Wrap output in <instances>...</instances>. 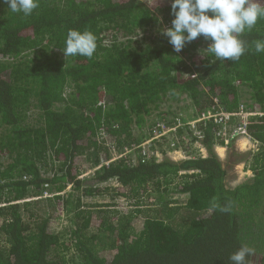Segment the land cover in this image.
I'll return each instance as SVG.
<instances>
[{"label": "trees", "instance_id": "obj_1", "mask_svg": "<svg viewBox=\"0 0 264 264\" xmlns=\"http://www.w3.org/2000/svg\"><path fill=\"white\" fill-rule=\"evenodd\" d=\"M170 5L39 0L25 17L0 0V264H232L230 255L242 246L253 250L247 264H264V53L254 48L264 40V18L240 34L246 51L238 60H217L203 36L174 51L161 31L171 27ZM69 29L95 34L91 58L64 56ZM182 98L197 111L216 100L226 113L263 114L245 129L256 150L237 152L230 140L224 165L213 149L212 120L200 122L199 136L189 126L177 133L187 131L206 157L158 161L135 149L144 142L136 132L146 128L151 137L176 121L163 107ZM107 140L131 152L105 164ZM95 153L96 162L103 153L99 168L79 179L84 159ZM231 156L252 174L235 187L227 185ZM113 180L125 188L116 194L136 208L157 207L99 211L98 225L95 211L73 206ZM170 194L185 196L183 205H173ZM43 195L73 213L68 238L52 231L48 217L30 212L40 199L28 200ZM181 210L187 221L175 225Z\"/></svg>", "mask_w": 264, "mask_h": 264}, {"label": "clouds", "instance_id": "obj_2", "mask_svg": "<svg viewBox=\"0 0 264 264\" xmlns=\"http://www.w3.org/2000/svg\"><path fill=\"white\" fill-rule=\"evenodd\" d=\"M2 2L7 4L11 13L25 17L39 7V0ZM170 6L174 17L171 27L161 31L174 51L180 52L186 43L203 36L211 41L206 50L217 60H238L246 51L240 34L251 30L258 19L264 18V0H171ZM64 44L62 51L65 57L79 55L91 58L97 48L96 36L89 30L69 29ZM254 48L256 53H264V40L256 41ZM234 138H229V141ZM195 143L202 148L193 140V145ZM226 146L228 147V144ZM252 252L251 248L242 246L232 253L229 259L232 264H247L246 258Z\"/></svg>", "mask_w": 264, "mask_h": 264}, {"label": "rangeland", "instance_id": "obj_3", "mask_svg": "<svg viewBox=\"0 0 264 264\" xmlns=\"http://www.w3.org/2000/svg\"><path fill=\"white\" fill-rule=\"evenodd\" d=\"M168 26H163V29L167 28ZM109 37V36H108ZM141 36L138 37V39H140ZM109 39L111 40V38L109 37ZM202 55V54H201ZM190 65V64H189ZM189 74H193L195 75V72H193L191 70V72H189ZM214 102V107H211L209 109V107L204 106L203 110L201 111H197L196 108L194 107V105L192 104V102L187 99V98H182L181 100L177 101V102H173V103H169V104H164L163 107V113L165 114V117L170 118H176V121L179 120V116L181 117L180 120L182 122V124H186L187 126H190V128H192V130H196L200 127V122H196L198 120H200L202 118L203 115L207 114L208 112H213L212 109L217 107V102ZM201 104L203 105V103L201 102ZM155 120V119H154ZM179 120V121H180ZM233 121V120H232ZM232 121H230L224 128L221 126L218 128V132H217V139L216 142L213 146V149H215L214 147H216V145L218 147H223L226 151H224L223 149L220 150V157L219 155L215 152V154L218 156V158L220 159V161L225 165L227 159L230 157L229 155V149L228 147L223 144L224 139L228 138V143H229V137L230 134L232 133V130L234 129L235 126H237V124H233ZM237 123H239V120L237 121ZM190 124V125H188ZM186 126V125H185ZM187 130V128H186ZM189 131V130H188ZM199 131V130H198ZM183 134L181 136H174L173 137H169V138H165L163 141H153L152 143H148L146 144L149 140V135L146 132V128H144V130H142L141 132H136V135H140V134H144V143L141 145L140 149L142 152H146V154H150L152 155L153 152L154 156L156 157V159L158 161H162L163 159H169L168 158V154L171 153L170 151H173V149H175V147H173L174 144H176V147H178V150L181 151H187V152H193L195 151V148L193 146H196V148H199V145H197L196 143L193 145V143L190 142V137L186 134L187 131L183 130ZM224 133V134H223ZM223 138V139H222ZM241 138L236 136L233 140V146L236 149L237 152L240 153H245V152H249V151H255L257 148H254V143L250 144L245 141L243 139L244 143H241L240 145H236V143L240 140ZM107 147L109 146V152H108V159L111 160H118L120 159V154H122L123 152H121L120 150L117 149V147L110 143L107 140ZM239 146V147H238ZM125 150V149H124ZM123 151V150H122ZM121 152V153H120ZM206 153V152H205ZM103 153H99V162H96L95 156L97 155V153H95L93 156H87L88 161H86L84 159L82 165H81V176L79 177V179H89L93 176V172L98 168L97 166L99 164L102 163L103 161V157H102ZM127 155V154H126ZM125 155V156H126ZM230 162H232V165H227V185L230 187H235L241 183L247 182L249 179H251L252 174L250 173L249 170H247V166L243 163H241V158L236 157V156H231ZM236 163V164H235ZM55 169V168H54ZM229 169V170H228ZM93 185V184H90ZM99 188L101 189V192L99 194H96L94 196L91 197H85V196H80L78 198V201L74 200L73 202V206L74 204H79L80 207H82V209H89L92 212L95 211L96 215V221L95 223H97L99 225V222L101 219H103L101 214H99L98 212H106V211H118L119 213L122 214H130L132 211L138 209V210H151L155 207H157V205L155 204L154 207H145L142 206L141 208H136L135 206H133V203L135 201L133 200H127L122 196H119L117 193V191L123 190L125 188H122L115 180L110 181L108 183L105 184H101L99 185ZM106 188V189H104ZM71 189V187L69 186L67 188V191H69ZM104 189V190H103ZM79 194L77 193L76 196H78ZM155 195V194H153ZM49 196L43 195L42 197L38 198V199H32V200H28V201H35V200H39L38 204L36 206H33V208H30V212L34 213V212H38V215L41 217H48L50 220V224H51V228L53 232H56L57 234H61L64 238H68V232L69 230H71L73 228V213H69L66 214L63 210L61 206H55L53 201H49L46 200V198H48ZM170 200H172L173 202H175L176 204H173L175 206H182L183 203L185 202V196L179 195V194H170ZM151 203L154 204L153 199H150ZM149 204V203H148ZM94 206H102L99 208H96ZM143 215V214H142ZM25 216L27 217L28 214H25ZM144 216V215H143ZM187 214L185 213L184 210H181L179 213H177L175 216L172 217V221L173 224L175 225H182L184 224L187 219H186ZM115 224V222H113ZM69 258H71V255L68 254ZM73 259V257L71 258Z\"/></svg>", "mask_w": 264, "mask_h": 264}, {"label": "built area", "instance_id": "obj_4", "mask_svg": "<svg viewBox=\"0 0 264 264\" xmlns=\"http://www.w3.org/2000/svg\"><path fill=\"white\" fill-rule=\"evenodd\" d=\"M214 101L217 102L216 100H214ZM217 108L219 109L218 112H208L207 114L203 115L200 120H198L196 122H203V121H207V120H212L216 124V126L218 128L221 127V126L224 128L230 121H232V119H236L237 121L239 120V123H237V126L234 127V129L232 130V133L230 134L229 138L236 137V136H238L240 138H246L251 143H254L253 147L255 148L257 144L251 140V138L247 135L245 129H246L247 121H248L249 118L261 116L263 114L249 113V112H243V111H240L239 113H226L223 110H220L218 105H217ZM179 120L173 122L172 124H170L168 126L161 125L151 135V137H149V140L146 141L147 142L146 144L152 143L155 140L163 141L165 138H169V137H173L174 138L175 135L177 136L178 130L183 128V127H185V125L187 126V123L186 124H182L181 120L180 121ZM188 125H190V124H188ZM192 132H193V134L195 136H199L200 135L198 130H197V132H196V130H194ZM223 144L224 145L228 144V138L223 140ZM141 145L137 146V148H135V149H142V148H140ZM173 147H175V149H173V150H178V147H176V144H174ZM130 152L131 151H126L122 155H120L119 157L122 158L126 154H129ZM143 153L146 154V152H143ZM150 153H152L151 156L155 157L153 152H150ZM111 161H113V160L107 161V162H105V164H108Z\"/></svg>", "mask_w": 264, "mask_h": 264}, {"label": "crops", "instance_id": "obj_5", "mask_svg": "<svg viewBox=\"0 0 264 264\" xmlns=\"http://www.w3.org/2000/svg\"><path fill=\"white\" fill-rule=\"evenodd\" d=\"M243 139H244V142L247 141L250 144V141H248L246 138H241L236 143V145H240L241 143H244ZM193 147L195 148L194 153L193 152H187V151H181V150H173V151H170L171 153L168 154V158L171 161L180 162V161L190 159V158H195V157H202V158L206 157V153L202 148H196V146H193ZM214 148H215L214 151L219 155V157H220V152H219L220 150L223 149L224 151H226L223 147H218L217 145ZM247 170H248V168H247Z\"/></svg>", "mask_w": 264, "mask_h": 264}]
</instances>
